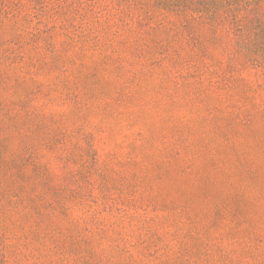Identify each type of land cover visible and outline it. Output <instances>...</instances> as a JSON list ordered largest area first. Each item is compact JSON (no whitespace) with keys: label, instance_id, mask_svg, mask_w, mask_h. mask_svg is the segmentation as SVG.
<instances>
[{"label":"rangeland","instance_id":"obj_1","mask_svg":"<svg viewBox=\"0 0 264 264\" xmlns=\"http://www.w3.org/2000/svg\"><path fill=\"white\" fill-rule=\"evenodd\" d=\"M0 264H264V0H0Z\"/></svg>","mask_w":264,"mask_h":264}]
</instances>
